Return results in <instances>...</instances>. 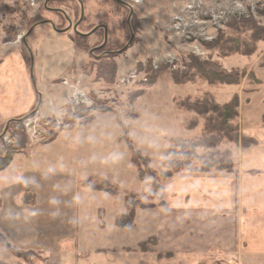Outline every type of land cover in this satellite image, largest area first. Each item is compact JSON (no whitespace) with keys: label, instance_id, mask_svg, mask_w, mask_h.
Masks as SVG:
<instances>
[{"label":"rangeland","instance_id":"rangeland-1","mask_svg":"<svg viewBox=\"0 0 264 264\" xmlns=\"http://www.w3.org/2000/svg\"><path fill=\"white\" fill-rule=\"evenodd\" d=\"M80 1L85 7L84 32L108 25L114 44L107 54L114 56L117 77L110 81L97 73L104 54H90L91 47L104 37L103 29L87 42L77 39L73 28L60 32L49 23L40 24L28 36L41 107L35 112L39 97L33 87L37 99L30 110L0 115V136L5 135L0 141V166L4 158H12L9 165L0 167V233L10 244L1 241L6 252L0 257L8 264H45L46 259V264H140L137 260L143 255L127 257L119 252L112 263L107 259L114 256L111 250L85 252L101 246H136L149 234L144 213L139 214L133 230L134 224L126 230L117 226L116 219L126 212L128 197L133 202L140 198L147 206L163 202L145 196L148 187L144 182H150V189L152 182L163 186L160 173L167 170L163 155L170 138L197 140L204 135L205 118L179 107L178 101L211 93L225 104L237 95L243 103L236 119L239 127L240 123L252 127L264 121V33L254 35L261 31L257 27L264 29V0H125L138 21L132 19L135 36L127 48L132 32L119 16L120 6L113 0ZM194 1L201 7L188 8ZM0 2L14 8L0 12V63L15 53L25 58L26 49L31 65L23 40L31 26L40 18L51 19L56 26L63 23L47 5L63 11L73 25L80 18L74 12V0ZM177 15L182 16L180 33L170 29ZM220 36L229 41L214 48L212 43ZM192 56L229 72L243 71V78L237 84L211 83L192 67ZM173 76L186 80L177 84ZM141 89L144 93L134 101L132 95ZM102 104L109 107L108 112L99 111ZM81 108L93 110V121L87 125L76 122L70 129L69 121ZM192 121L198 125L189 129ZM22 134L25 141L18 147ZM128 143L150 157L157 177L139 178ZM219 147L230 149L233 160L235 147L246 150L227 141ZM204 151L197 147L199 154ZM235 167L233 173L239 174L236 162ZM104 182L117 185L118 191L99 189ZM153 246L152 241L147 243L148 248ZM134 250L142 251L140 245Z\"/></svg>","mask_w":264,"mask_h":264},{"label":"crops","instance_id":"crops-1","mask_svg":"<svg viewBox=\"0 0 264 264\" xmlns=\"http://www.w3.org/2000/svg\"><path fill=\"white\" fill-rule=\"evenodd\" d=\"M29 68L19 53L0 63V115L9 117L33 107L37 95ZM21 102L24 104L19 109ZM252 122L256 121L248 123ZM240 125L241 133L257 142L245 151L234 148L239 174L174 173L163 183V204L137 209L130 230L137 227L138 216L144 213L150 231L136 246H101L86 249L85 254L111 250L114 256L107 259L112 263L124 252L127 257L143 255L145 258L137 260L140 264H264V121L252 127ZM251 170L259 173L251 175ZM144 183L146 191L150 190V182ZM152 237L157 242L149 251L134 250ZM5 250L0 246V255Z\"/></svg>","mask_w":264,"mask_h":264},{"label":"trees","instance_id":"trees-1","mask_svg":"<svg viewBox=\"0 0 264 264\" xmlns=\"http://www.w3.org/2000/svg\"><path fill=\"white\" fill-rule=\"evenodd\" d=\"M60 1L61 0H48V4H52V3L60 2ZM74 1L76 3L74 12L75 14L79 12L78 14L79 16H81V12L78 8V1L77 0H74ZM115 3L118 4L120 8L124 9L120 12V15L123 18V22L126 21L124 24L127 26L126 28L127 31L130 32L131 30L129 29V26L127 25V17L130 12L129 8L123 6L122 4L118 2H115ZM45 8L48 11H54L56 14L62 17L63 23L60 25H57L58 28L62 29L63 27L65 28V25L67 26L69 25L70 23L69 17L63 11L57 9V7L53 9L52 7H48V5ZM11 9L14 10L13 7L0 2V12H9ZM40 19H41L40 21L45 20V18H40ZM132 19L138 23L136 17H134L133 15L131 18V24H132ZM84 20H85V17L82 20V22L78 25V31L80 32H84L82 29V27H84L83 26ZM236 24L238 23H235V26ZM243 24H246V22H243ZM256 31H260V32L254 33V35H262V33H264V29L260 27H257ZM76 37L77 39L87 42V38L89 36L85 37V36L80 35L79 33H76ZM216 39L217 40L213 41L214 43H212V46H214V48H216L217 46L222 47L229 41V38L223 39L221 38V36ZM102 40H103V37L96 44H94L91 48H93L95 45H98ZM234 40L239 41L240 38L236 37ZM111 47L108 49H111ZM208 47L210 48L211 44H209ZM96 52L98 54H101V50H97ZM96 52H94V54L98 55ZM25 53H26V49H25ZM25 53L24 55L26 59L28 55L27 53L26 54ZM94 54H91V55H94ZM112 56L113 55L109 53V54H104L102 57H100V59L98 60L99 65H98V72H97L102 77H105L109 79L110 81L111 80L113 81L117 77V64L115 60L113 59L114 56L113 57ZM192 67L194 69H197V73L201 75L202 77H205L211 83L221 82V83L237 84V83H240L241 79L243 78L242 77L243 71L236 70L235 72L233 71L229 72L228 70L221 68L220 65L216 63L205 62V61L200 60V58L194 57V56H192ZM173 78L177 84H181L184 82V80H186L183 78H181L182 79L181 80L178 76H173ZM154 80H155V77H153L150 80L148 85L149 86L153 85ZM143 93H144L143 89L136 91L132 95L134 101L135 99L140 97ZM37 95L38 97H40L39 93H37ZM177 105L188 111H193L197 113L198 115L205 118L204 135L201 138H198L197 140L184 139L180 137L170 138V145L163 155V163H164V166L167 168V170L161 171L160 173L161 178L163 180H167L168 178L172 177L174 173L179 172L181 170H192V171H198V172H211V171L236 172L237 168L235 167V162L232 158L231 150L221 149L219 147L221 143H223L224 141L235 142V143L240 144L242 148L248 149L250 146L256 144L257 142L256 139L253 137L244 136L241 133L239 124L236 122V119L240 115L239 97L235 95L229 102L225 104H220L216 101L215 97L211 93H206L202 97H199L194 100H192L188 96L182 102L178 101ZM98 109L101 112L109 111V107L105 106L104 104L100 105ZM73 117L74 119L72 118V120H70L68 124L70 129L73 128L74 124L79 121L83 125L89 124L90 122L93 121L95 116L93 114V110L92 111L90 109L84 110L81 108L77 110V112H75V116ZM197 125H198L197 121H192L191 123L188 124V128L193 129ZM23 134H22V137L19 138L17 142L18 147L21 146L25 141V139H23L25 134L24 135ZM55 138L56 137L54 136L51 139H55ZM128 146L132 150L131 159L139 175V178L141 180H145L146 178L157 177V172L151 165L150 157L144 155L139 149H137L134 146L133 143H128ZM197 147H204L206 148V151H204L202 154H199L197 152ZM25 148L26 147L23 145L22 149L25 150ZM4 159L2 160L3 163H2V166L0 167H5L9 165V163L12 160L11 156H9L8 158H4ZM193 162L197 163L196 166L194 167H192ZM98 188L102 190L105 189L106 191L111 192V193H116L118 191V186L115 184H112L111 182H104L100 184ZM163 190H164V186H162L158 182H153L152 189L146 191L145 196L148 198H154V199L157 198L164 202ZM159 191H162V192H159ZM133 201L134 200L131 197L127 198L126 212L122 213L116 219L117 226L123 229H126V230L130 229L131 226L134 224L135 217H136V211L138 208L145 209L149 207H154V206H147L143 204L140 198H138L136 202H133ZM163 202L161 204H163ZM0 241L6 243V245L10 247V244L7 241V238L1 233H0ZM149 241H152L154 244L157 242L155 237H152L145 242H141L140 248L142 251H149L151 249L147 247V243ZM30 252L33 253V251L31 250ZM46 261L47 259L45 260V262ZM0 264H8V263L0 260Z\"/></svg>","mask_w":264,"mask_h":264},{"label":"water","instance_id":"water-1","mask_svg":"<svg viewBox=\"0 0 264 264\" xmlns=\"http://www.w3.org/2000/svg\"><path fill=\"white\" fill-rule=\"evenodd\" d=\"M60 10V9H59ZM133 13V11L131 12V14ZM84 16H85V13H84V10L82 11L81 13V17L80 19L76 22L75 25H73V22L72 20L69 18V25L66 27V28H63V29H60L58 28L54 21L51 20V19H45V20H42V21H39L37 23H35L33 26H31V28L28 30L27 34L24 36L23 40H24V44L27 46L30 54H31V65H30V73H31V79H32V82H33V85H34V88L37 90V93H39L40 97H39V103H38V106L36 107L35 109V112L38 111L41 107V104H42V95L40 93V91L38 90V87H37V84H36V80H35V61H34V56H33V53L31 51V48L27 42V38L28 36L31 34V32H33L35 30L36 27H38L40 24H44V23H49L53 26L54 29L60 31V32H67L69 31L70 29L73 28V30L75 31V33H79L80 35H84V36H88L90 35L91 33H93L98 27L94 28L93 30H91L90 32L88 33H83V32H80L78 31V25L82 22V20L84 19ZM132 32V30H131ZM106 39L108 37V33L106 32ZM134 33L132 32V36H131V40L129 41V43L127 44L126 48L130 45V43L132 42V40L134 39ZM92 52V51H91ZM3 136V135H2ZM0 136V137H2Z\"/></svg>","mask_w":264,"mask_h":264},{"label":"flooded vegetation","instance_id":"flooded-vegetation-1","mask_svg":"<svg viewBox=\"0 0 264 264\" xmlns=\"http://www.w3.org/2000/svg\"><path fill=\"white\" fill-rule=\"evenodd\" d=\"M68 1H70V0H68ZM71 1H73V0H71ZM77 1H78V8H79V10H80L81 13H82L83 10L85 11L84 4H83L80 0H77ZM113 1L118 2V3L122 4L123 6L129 8V10H130L129 15H130V16L128 15V17H127V25L129 26V29H130V30H133L132 25H131V18H132V16H133V13L131 14V12H132V8H131L130 3H129L128 1H125V0H113ZM74 8H75V6H74ZM122 10H124V9L121 8L120 11H119V13H120ZM119 16L121 17L120 14H119ZM68 17H69V16H68ZM80 17H81V16H80ZM84 17H85V16H84ZM79 19H80V18H79ZM107 26H108V25H107L106 23L96 25L94 28H96V27H98V28H97L93 33H91L90 35H88V36H92L95 32L99 31L101 28L104 29V37H103V40H102L98 45H95V46L92 48L93 51L91 52V54H94V51H97V50H101V54H107L108 52H112L111 49H108V48H110L111 45L114 44V42H113V40H111V39L109 38V33H108V27H107ZM94 28H93V29H94ZM93 29H92V30H93ZM89 32H90V31H89ZM106 32L108 33V37H107V39H106V36H105V35H106ZM83 33H88V32H83ZM82 36H84V35H82ZM85 37H86V36H85ZM101 54H98V55L94 54V55L100 57ZM4 137H5V135H3L2 137H0V140L3 139Z\"/></svg>","mask_w":264,"mask_h":264},{"label":"built area","instance_id":"built-area-1","mask_svg":"<svg viewBox=\"0 0 264 264\" xmlns=\"http://www.w3.org/2000/svg\"><path fill=\"white\" fill-rule=\"evenodd\" d=\"M196 7H201V4H197V2L194 1V2H192V4H190V7H188V8L194 9ZM195 10H193V11H195ZM181 19H182L181 15H177L173 18V23H172V26L170 28L172 31H175L176 33H180L179 29L181 27Z\"/></svg>","mask_w":264,"mask_h":264}]
</instances>
